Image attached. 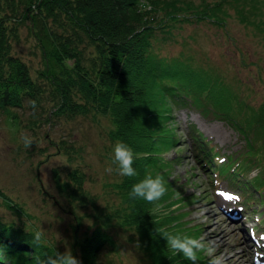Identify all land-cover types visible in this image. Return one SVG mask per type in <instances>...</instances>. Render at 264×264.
Segmentation results:
<instances>
[{
  "label": "trees",
  "instance_id": "1",
  "mask_svg": "<svg viewBox=\"0 0 264 264\" xmlns=\"http://www.w3.org/2000/svg\"><path fill=\"white\" fill-rule=\"evenodd\" d=\"M263 5V0H0V113L12 118L16 131L22 130L21 126L34 131L40 126L38 117L47 124L53 116L107 117L108 139L112 143L124 140L134 148V166L139 173L137 177L116 176L106 184L119 198L118 207L111 212L119 217L123 229L135 235L145 264H191L181 254L169 251L162 236L165 230L185 232L180 212L169 209L180 201L182 193L169 178L171 160L163 157L177 141L169 122L175 108L193 106L205 116L211 113L227 119L246 140L235 166H243L245 171L256 168L258 172L249 182L264 187V102L255 109L243 100L232 101L235 104L229 106L226 118L225 103L216 97L224 85L213 67L210 72L192 65V55L186 59L155 50L158 41L166 40L160 31L193 19L223 25L225 17L219 12L227 16L225 8L234 6L240 20L264 36ZM22 25L39 50L42 64L35 68V74L14 49ZM24 107L30 112L23 123L14 108ZM192 135L198 140L197 147L203 140ZM55 145L57 151L69 153L64 139ZM227 156L225 162L235 161L232 154ZM199 161L204 168V160ZM66 172L62 178L54 168L52 176L66 201L65 209L74 212L70 248L82 264H107L104 248L116 247L109 231L114 214H106L97 194L85 187L84 170L73 166ZM147 172H159L165 179L168 190L159 201L128 195L131 183ZM240 186L249 188L247 183ZM3 193L0 190L6 206L16 208ZM79 209L83 212L77 213ZM84 216H91L93 222L82 226ZM35 231L0 217V244L6 246L8 256L0 264H34L36 255L51 251L52 243L44 238L32 242Z\"/></svg>",
  "mask_w": 264,
  "mask_h": 264
},
{
  "label": "rangeland",
  "instance_id": "2",
  "mask_svg": "<svg viewBox=\"0 0 264 264\" xmlns=\"http://www.w3.org/2000/svg\"><path fill=\"white\" fill-rule=\"evenodd\" d=\"M225 9H228L227 16L219 12L225 17L223 25L208 19L181 21L167 32L160 31L166 40L158 41L154 47L165 55L179 54L186 59L192 55L195 61L191 62L192 65L196 63L210 72L213 67L224 85L221 95L216 97L225 103L228 110L224 109V115L227 118L229 106L235 104L232 101L243 100L255 109L264 102V36L261 31L254 33L250 26H246L234 6ZM243 15L246 19V14ZM19 33L20 41L14 43V49L30 64L35 74V68L42 64L39 50L26 26H20ZM214 98L215 95L211 98L212 102ZM14 110L23 123L27 121L28 107ZM232 110L237 111V106L232 105ZM172 114L169 122L175 128L177 141L163 153V157L171 160L169 178L174 180L182 195L180 201L170 205L169 209L180 212L182 230L189 234H205L214 240L226 264H264V248L261 250L251 245L254 237L264 240V188L254 187L249 182L258 172L256 168L245 171V167L242 166L241 170L235 166L243 154L245 138L224 118L212 116L211 113L205 116L193 106L175 108ZM233 115L231 113V117ZM38 118L40 126L34 131L22 126V130L16 131L12 118L8 119L0 113V190L16 206L7 207L4 196L0 194V217L35 230L42 227L47 234L44 239L63 251L72 245V223L75 218L74 212L66 210V201L56 188L53 169L59 170L62 178L67 176V168L78 166L84 170L85 187L97 194L98 204L102 205L100 208H104L106 214H114L111 211L118 207L119 198L106 184L111 183L117 175L105 171L111 155L112 141L107 136L110 123L105 115L70 119L53 116L48 124ZM25 131L35 138L28 148L18 142L19 135ZM192 133L200 141L204 139L203 144L201 142L196 147L197 139ZM61 139L69 145V153L57 151L55 143ZM203 152H208L216 161L214 167L201 166L199 159L203 161V157H200ZM229 154L235 157L234 162L232 159L225 162ZM205 161L209 162L207 155ZM246 183L249 186L247 193L240 188V184L245 186ZM223 190L231 191L233 197L239 199L227 200L230 198L222 196ZM205 204H210V208L218 213L207 219L202 208ZM76 212L83 211L79 209ZM234 213L236 216L232 215ZM261 218L262 222L259 223L257 219ZM120 221L115 214L109 220V231L116 247L104 248L107 251V264H145L146 258L135 235L123 229ZM222 221L225 230L219 235L212 237L206 232L208 226L216 227ZM90 222H93V218L84 216L82 226ZM252 227L254 236L251 234ZM80 231L81 228L78 234ZM199 264H207L206 258L202 257Z\"/></svg>",
  "mask_w": 264,
  "mask_h": 264
},
{
  "label": "clouds",
  "instance_id": "3",
  "mask_svg": "<svg viewBox=\"0 0 264 264\" xmlns=\"http://www.w3.org/2000/svg\"><path fill=\"white\" fill-rule=\"evenodd\" d=\"M34 103V102H33ZM34 136L25 131L18 137V142L28 148L34 143ZM110 160L105 167L109 174H116L118 177H137L138 169L134 166L136 158L134 148L124 140L117 139L111 144ZM165 179L159 172L145 173L141 178L131 183L128 192L131 198H142L146 201H159L167 191ZM46 232L38 229L34 232V243H39L42 238L46 237ZM162 236L165 238V246L173 254H181L183 258L191 264H199L201 258L207 260V264H226V259L218 252L217 243L206 237L205 234H189L181 231H163ZM59 238L57 236L56 240ZM6 246L0 244V261H7ZM34 264H82L81 259L73 254L70 247H65L63 251L55 248L52 244L51 251H46L43 255L34 257Z\"/></svg>",
  "mask_w": 264,
  "mask_h": 264
},
{
  "label": "bare ground",
  "instance_id": "4",
  "mask_svg": "<svg viewBox=\"0 0 264 264\" xmlns=\"http://www.w3.org/2000/svg\"><path fill=\"white\" fill-rule=\"evenodd\" d=\"M225 119V118H224ZM226 121H228L227 119H225ZM228 123L230 124V122L228 121ZM231 125V124H230ZM244 143H245V140H244ZM200 153H201V151H200ZM203 155H201L200 154V157L202 158L203 157V160H204V163L207 165V166H209L210 168L211 167H214V165H215V163H216V161L214 162V160H213V157H210L211 155L208 153V152H203L202 153ZM208 156L209 157V162L208 163H206V161H205V156ZM205 165V166H206ZM251 196H253L254 197V195H251ZM223 197H226L227 198V196L226 195H224ZM203 212H205V214H206V217H207V219L212 215V216H214L216 213H218V211L216 210V209H213V208H210V204H205L203 207ZM211 209H213V210H211ZM225 219V218H224ZM223 219V221H225ZM221 222V224H216V227H212V226H208L205 230H206V232H209V235H211L212 237H215L216 235H219L221 232H223L224 230H225V228H224V222Z\"/></svg>",
  "mask_w": 264,
  "mask_h": 264
}]
</instances>
